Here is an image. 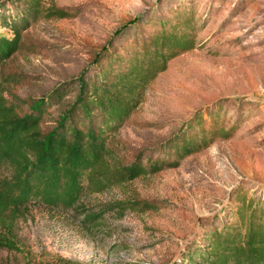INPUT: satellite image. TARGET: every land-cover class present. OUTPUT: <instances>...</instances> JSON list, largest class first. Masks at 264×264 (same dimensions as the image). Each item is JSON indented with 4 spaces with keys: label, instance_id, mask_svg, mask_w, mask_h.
<instances>
[{
    "label": "rangeland",
    "instance_id": "rangeland-1",
    "mask_svg": "<svg viewBox=\"0 0 264 264\" xmlns=\"http://www.w3.org/2000/svg\"><path fill=\"white\" fill-rule=\"evenodd\" d=\"M14 0H0L10 8ZM77 10L65 19H38L24 32L21 49L5 62V94L29 102L92 67L94 56L156 20L194 13L202 26L200 48L173 59L148 87L142 103L113 134L122 161L155 155L159 145L200 112L239 129L227 140L186 157L173 170L88 194L95 224L70 210L30 206L17 217L12 245L0 264H174L180 254L226 223L238 193L264 202V0H44ZM139 17L121 34L123 24ZM5 31L0 28V34ZM111 43V44H110ZM57 108L52 110V116ZM146 201L148 211L118 209L125 200ZM107 205V207H104ZM109 205V206H108Z\"/></svg>",
    "mask_w": 264,
    "mask_h": 264
},
{
    "label": "trees",
    "instance_id": "trees-1",
    "mask_svg": "<svg viewBox=\"0 0 264 264\" xmlns=\"http://www.w3.org/2000/svg\"><path fill=\"white\" fill-rule=\"evenodd\" d=\"M0 6V248L14 249L15 222L30 206L70 210L89 225L101 215L88 212L83 199L137 178L178 168L182 161L227 140L239 122L225 123L210 114L209 130L196 112L162 142L155 155L119 160L111 138L144 99L148 87L176 57L200 48L202 26L194 13L160 18L148 33L125 38L118 50L102 47L70 82L59 83L46 94L24 102L5 94L1 71L23 45L24 32L38 19H65L77 10L45 6L44 0H14ZM135 17L113 37L135 24ZM111 44V43H110ZM264 106V98L260 99ZM57 113L52 116V110ZM236 207L226 223L208 232L201 243L181 253L174 264H264V202L238 193ZM109 206V205H108ZM118 209L148 211L146 201L125 200ZM104 207H107L105 205Z\"/></svg>",
    "mask_w": 264,
    "mask_h": 264
}]
</instances>
